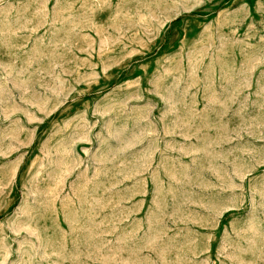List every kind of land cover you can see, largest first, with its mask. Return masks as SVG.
I'll return each mask as SVG.
<instances>
[{"label":"rangeland","instance_id":"rangeland-1","mask_svg":"<svg viewBox=\"0 0 264 264\" xmlns=\"http://www.w3.org/2000/svg\"><path fill=\"white\" fill-rule=\"evenodd\" d=\"M0 264H264V0H0Z\"/></svg>","mask_w":264,"mask_h":264}]
</instances>
